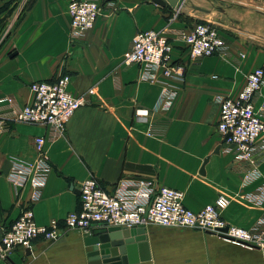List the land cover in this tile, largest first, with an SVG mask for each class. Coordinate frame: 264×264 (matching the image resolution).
<instances>
[{"label":"crops","instance_id":"0c3cea01","mask_svg":"<svg viewBox=\"0 0 264 264\" xmlns=\"http://www.w3.org/2000/svg\"><path fill=\"white\" fill-rule=\"evenodd\" d=\"M24 1L0 0V98L11 96L24 105L31 82L58 75L67 77L70 95L85 97L64 135L44 145L50 170L31 205L36 225L51 220L60 225L67 213L76 211L78 185L89 177L107 193L119 181H151L181 191L183 206L193 212L223 196L229 203L220 218L228 226L251 230L264 219V160L258 177L243 183L247 165L233 162L231 147L221 143L213 103L216 94L236 97L247 73L264 69V1L181 0L173 10L148 0H97L98 18L73 43L68 41L70 0H28L25 7ZM171 16L174 30L214 18L225 29L219 31L224 48L189 61L183 43L167 34L171 60L183 69L179 80L165 78L159 70L152 79H143L148 72L144 66L121 64L136 33L160 31ZM162 87L174 92L172 104L166 112L150 115ZM253 106L264 122V82ZM142 113L145 120L138 117ZM39 135H45L43 126L22 123L0 134V228H8L30 201L29 187L17 188L7 176L12 160H32L31 141ZM261 190L262 199L253 201ZM144 229L149 256L138 264L159 259L264 264V249L248 250L196 230ZM85 237L67 231L52 242L36 238L28 255L17 247L0 264H88Z\"/></svg>","mask_w":264,"mask_h":264},{"label":"built area","instance_id":"2783aa9c","mask_svg":"<svg viewBox=\"0 0 264 264\" xmlns=\"http://www.w3.org/2000/svg\"><path fill=\"white\" fill-rule=\"evenodd\" d=\"M66 12L68 41L73 43L82 32L92 28L100 14V4L97 0H70ZM174 17L168 18L160 31L136 33L122 54L121 64L144 66L148 72L141 75L143 79H152L154 72L159 70L163 77L179 80L183 77V69L171 60L172 47L167 34L183 43L189 61L211 57L224 48L223 38L212 22H194L187 29L174 30L171 28ZM263 82L264 69L258 67L247 73L236 97L222 94L213 97L218 109L216 132L221 143L231 147L233 162L247 165L243 183L258 177V166L264 160V122L253 106ZM28 90L30 100L24 105H19L11 96L0 98V134H8L10 126L16 123L45 128V135L32 138V160L11 162L8 181L17 188L28 186L31 196L9 227L0 228V261L6 262L14 248L30 250L36 238L52 242L67 231L89 236L100 226L129 229L152 225L196 230L248 250L264 249V219L251 230L224 225L220 212L227 207V198L217 196L211 204L193 212L183 206L181 191L157 186L151 181H119L114 191L107 193L89 177L78 185L76 211L67 213L60 225L55 220L44 226L36 225L31 205L38 199L50 170L44 145L64 135L66 123L85 104V97L70 95L65 75L31 82ZM174 96L172 90L162 87L150 115L166 112ZM138 117L145 120V113ZM262 197L261 190L252 200L260 201Z\"/></svg>","mask_w":264,"mask_h":264},{"label":"water","instance_id":"95a60500","mask_svg":"<svg viewBox=\"0 0 264 264\" xmlns=\"http://www.w3.org/2000/svg\"><path fill=\"white\" fill-rule=\"evenodd\" d=\"M148 1L162 8L176 9L181 0ZM219 146L214 149V154L218 152ZM205 162L206 159L203 160V164ZM144 231L142 226L129 229L105 226L96 228V231L84 238V244L90 247L86 254L88 264H138L147 260L148 257L144 259L139 256L147 247L144 242ZM29 253L30 250L25 249V254Z\"/></svg>","mask_w":264,"mask_h":264},{"label":"rangeland","instance_id":"374dc122","mask_svg":"<svg viewBox=\"0 0 264 264\" xmlns=\"http://www.w3.org/2000/svg\"><path fill=\"white\" fill-rule=\"evenodd\" d=\"M262 1H264V0H262ZM25 3H24V7L26 6V4H27V2H28V0H26V1H24ZM23 7V8H24ZM209 22H212L215 26H216V28L218 29V31H224L225 29H223V27H222V24L221 23H218L217 21H215L214 20V18L213 19H207ZM177 229H179V228H177ZM180 230H186V229H180ZM144 242H147V241H145V238H144ZM147 256H149V253H148V246L146 247V250H144L143 249V251H142V257L145 259ZM157 256L160 258V256H159V254H157ZM157 256H155L154 255V259H158L157 258ZM168 257H171V256H168ZM163 258V257H162ZM145 261H148V259L147 260H145ZM178 264V262H176V261H171V260H161V259H159L158 261L156 260H154L153 262H152V264Z\"/></svg>","mask_w":264,"mask_h":264}]
</instances>
